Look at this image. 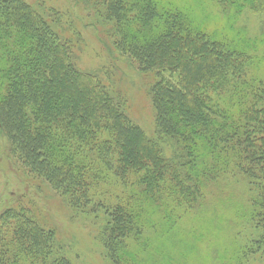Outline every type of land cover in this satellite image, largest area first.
<instances>
[{"label":"trees","instance_id":"trees-1","mask_svg":"<svg viewBox=\"0 0 264 264\" xmlns=\"http://www.w3.org/2000/svg\"><path fill=\"white\" fill-rule=\"evenodd\" d=\"M82 1L96 11L98 21L111 24L114 43L140 72H156L150 92L158 133L186 142L181 150L187 155L178 163L166 159L160 143L131 118L126 98L77 66L74 49L57 26L56 11L57 19L44 11L42 1L0 0V128L18 160L81 210L91 204L90 211L97 209L90 197L94 170L107 171L124 187H134L137 178L173 222L197 205L202 178L226 176L236 167L252 192V233H261L221 264H251V257L253 262L256 255L262 258L264 83L255 88L248 78L252 57L229 40L194 29L189 17L172 5ZM151 25L145 35L143 26ZM227 96L247 105L236 124H228L233 117L223 107ZM204 159L201 170L198 164ZM168 181L188 190V198L171 203ZM98 206L108 217L101 234L107 254L113 264H123L138 217L124 203ZM39 216L21 204L0 212V264H25L27 259L31 264H72L61 255L51 258L56 230Z\"/></svg>","mask_w":264,"mask_h":264},{"label":"rangeland","instance_id":"rangeland-1","mask_svg":"<svg viewBox=\"0 0 264 264\" xmlns=\"http://www.w3.org/2000/svg\"><path fill=\"white\" fill-rule=\"evenodd\" d=\"M28 1H42L44 11L53 16L54 10L60 15L57 26L62 38L72 45L77 66L98 75L120 92L127 100L131 118L160 143L166 159L183 162L187 154L181 148L187 146L186 142H176L158 133L150 92L156 72H140L130 55L118 49L110 34L111 24L98 21L96 11L82 0ZM153 1L159 8L168 5L178 8L189 17L194 29L206 31L215 39L229 40L241 52L248 53L252 57L248 78L255 82L252 84L255 88L260 81L264 83V0ZM54 17L57 19L55 14ZM151 27L154 26H143V33L148 34ZM236 98L227 96V102L223 103L229 116L235 119L231 117L232 122L228 124L243 119L247 107L235 102ZM208 150L203 145L202 151L207 153ZM204 161L198 164L201 170L205 167ZM94 173L90 197L97 205L96 211H90L92 204L88 210L73 208L42 178L24 168L0 128V212L13 204L34 208L35 214L41 215V221L56 230L58 240L51 258L61 255L72 264H113L101 236L108 217L106 210L98 206L100 202L106 206L124 203L138 217L136 229L122 253L123 264L129 261L131 264H221L231 259L239 246H250L261 233L260 230L252 233V192L247 179L236 167L226 176L202 178L197 205L175 222L165 217L166 209L147 197V184H140L135 178L133 188L124 187L103 169ZM167 183H170L171 203L178 204L188 198L185 197L188 190L182 192L170 181ZM252 188L255 192L254 185ZM257 257L255 262L251 257L250 263L264 264V256ZM25 264H31L30 260Z\"/></svg>","mask_w":264,"mask_h":264}]
</instances>
